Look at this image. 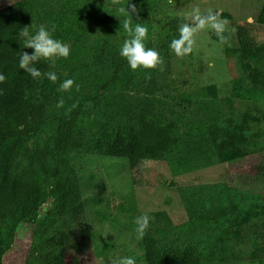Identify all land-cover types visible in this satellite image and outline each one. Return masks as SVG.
Wrapping results in <instances>:
<instances>
[{"label":"rangeland","instance_id":"obj_1","mask_svg":"<svg viewBox=\"0 0 264 264\" xmlns=\"http://www.w3.org/2000/svg\"><path fill=\"white\" fill-rule=\"evenodd\" d=\"M17 1L0 0V9ZM28 2L37 28L56 25L53 37L70 45L68 58L47 61L62 82L75 84L62 92L64 106L53 105L50 118L29 138L27 151L51 143L57 125L53 115L79 105L78 125L92 136L152 103L157 119L175 121L181 137L175 153L135 168L126 158L77 157L89 231L69 247L67 263L74 257L82 264L132 257L146 264L135 231L136 218L146 213L148 229L162 245L197 242L207 264H264V178L252 172L264 164V75L255 77L254 64L235 40L236 25L242 24L256 43L264 44V26L256 22L264 0H130L139 11L133 26L148 28L145 46L155 49L164 64L136 71L128 64L117 72L116 62L123 58L119 50L130 37L112 0ZM128 2L123 0L125 6ZM193 7L232 14L225 33L229 44L220 45L214 30L206 28L195 36L192 54L179 58L170 44ZM6 229L2 224L0 234ZM31 232L29 223L17 227L3 264H23Z\"/></svg>","mask_w":264,"mask_h":264},{"label":"trees","instance_id":"obj_2","mask_svg":"<svg viewBox=\"0 0 264 264\" xmlns=\"http://www.w3.org/2000/svg\"><path fill=\"white\" fill-rule=\"evenodd\" d=\"M214 11L233 19L230 12ZM32 21L36 24V13L28 0L0 9V72L7 78L0 84V226L7 225L5 234H0V264L8 239L23 222L32 225L23 264H68L69 247L89 231L77 157L93 153L126 158L135 168L143 161L162 160L175 153L181 137L175 121L163 124L157 119L152 103L143 104L113 129L105 128L92 136L78 125L79 105L65 115H53L57 125L51 143L27 151L29 138L42 128L52 106L63 96L57 91L60 74L56 73L58 80L52 83L46 76L32 79L19 68V53H34V49L23 48L18 37L20 29ZM256 22L264 26V4ZM250 32L247 25H236L235 40L244 58L254 64L255 77H261L264 44L256 43ZM126 65L125 58L117 61L116 72ZM36 67L42 73L51 72L47 60ZM252 172L264 178L263 162ZM142 250L146 264H207L208 257L199 243L162 245L149 229L142 239ZM70 264L82 263L74 257Z\"/></svg>","mask_w":264,"mask_h":264},{"label":"clouds","instance_id":"obj_3","mask_svg":"<svg viewBox=\"0 0 264 264\" xmlns=\"http://www.w3.org/2000/svg\"><path fill=\"white\" fill-rule=\"evenodd\" d=\"M114 5H117V12L124 19L120 20L122 28L128 33L129 39H125L119 54L125 58L133 71L140 68L156 69L164 64L163 58L153 48H146L144 41L148 38V28L140 23L133 26V15L137 17L139 11L135 4L127 3L125 6L123 0H112ZM169 4H173L174 0H168ZM118 17V16H117ZM119 18V17H118ZM189 20L188 23H182L179 28V37L173 39L170 44V49L179 58H184L192 54L196 44L195 36L206 28L214 30L220 45L229 44V37L225 35L228 31V20L222 18V13L209 8L202 12L200 7H193L185 17ZM120 19V18H119ZM30 29H36L33 33ZM56 25L51 26L49 30L45 25H40L38 28L35 23L30 26H24L20 29L18 37L22 41L23 48L34 49V53L29 54L26 51L19 53V68L24 70L32 79H39L46 76L49 81L56 83L58 77L55 72L42 73L36 67V64L41 60H53L54 58H68L70 55V45L55 39L52 33L55 31ZM161 70H163L161 68ZM150 78V75L147 77ZM6 76L0 72V84L6 82ZM75 81L66 79L59 84L58 92L71 91ZM76 91H79V85H76ZM64 106V99L61 97L57 104V108ZM150 217L145 213L136 218V234L137 239H143L146 231L149 228ZM111 264H136L132 257H123L119 260H113Z\"/></svg>","mask_w":264,"mask_h":264},{"label":"water","instance_id":"obj_4","mask_svg":"<svg viewBox=\"0 0 264 264\" xmlns=\"http://www.w3.org/2000/svg\"><path fill=\"white\" fill-rule=\"evenodd\" d=\"M46 209V208H45Z\"/></svg>","mask_w":264,"mask_h":264}]
</instances>
